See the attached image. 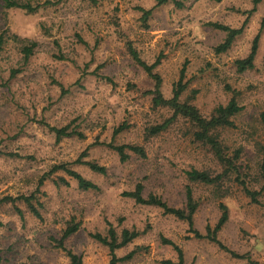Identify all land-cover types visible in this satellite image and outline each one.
Segmentation results:
<instances>
[{"label": "clouds", "instance_id": "9594fccd", "mask_svg": "<svg viewBox=\"0 0 264 264\" xmlns=\"http://www.w3.org/2000/svg\"><path fill=\"white\" fill-rule=\"evenodd\" d=\"M116 2L119 13L112 11L110 0L88 8L96 22L81 45L58 34L63 4L32 0L34 8L39 5L32 19L37 29L48 32L46 51H63V70L59 64L37 66L35 57L26 61V42L13 39L17 30L4 35L0 28L6 41L0 66L5 72L20 70V83H12L11 95L0 99V105H10L0 112V149L18 154L0 157V200L10 197L24 213L28 240L55 237L64 256L78 257L80 244L97 236L118 246L124 226L142 229L136 217L143 210L130 204L138 200L181 213L192 232L213 241L216 254L201 250L207 264L230 259L225 248L247 254L243 264H264V124L238 119L234 110L240 106L237 93L244 78L241 37L210 39L212 30L204 28L211 18L205 0H180L183 9L172 0L154 8L157 0H150L144 7L154 11L146 26L139 19L143 14L132 11L142 0ZM238 7L241 14L253 7V15L264 13V0ZM247 32L244 27L243 35ZM260 39L264 42V35ZM54 40H60V49ZM106 61L118 70L110 72ZM167 65L174 70L165 71ZM181 68H186L183 81ZM260 76L264 81V70ZM128 84L131 93L125 91ZM17 133L20 138L10 141ZM113 187L128 194L117 200L111 196ZM226 200L255 217L260 230L255 241L243 222L237 240L222 239L204 216L202 208L212 203L232 220V208H219ZM121 217L123 225L117 223ZM110 228L116 230L115 240ZM121 251L117 247L113 253L116 264H122Z\"/></svg>", "mask_w": 264, "mask_h": 264}, {"label": "rangeland", "instance_id": "374dc122", "mask_svg": "<svg viewBox=\"0 0 264 264\" xmlns=\"http://www.w3.org/2000/svg\"><path fill=\"white\" fill-rule=\"evenodd\" d=\"M6 1L7 0H0V28L5 29L4 35H7L8 32L15 28L17 32L13 34L14 40L17 42L24 41L26 42L25 44H30L31 42L37 43V48L32 56L35 57V60L33 61L34 64L37 66L59 64L61 70H63V61L65 60L63 51L59 54H48L46 51L48 36L47 29H44L43 27L37 29L36 22L32 19V17L38 12L39 5H37L38 10L35 13H29L20 8H7ZM15 1L22 4L30 3L32 5V0ZM56 2L57 4H63L65 6V11L63 12L61 19L58 21L60 24V29H58L59 36L69 44L76 41L81 45H86V37L91 35L90 24L96 22V20L92 18L91 13L88 12V8H100L102 0H96V3L89 0H56ZM110 2L115 4V7L112 8L114 13L121 12L120 3H117L116 0H110ZM247 2L248 0H205L206 10L211 12V18L208 20L204 28L212 30L210 39H213L216 42L222 40L225 33L217 31L209 26L210 23H220L231 28L239 29L248 19L246 26L248 28L247 35L244 36L242 34L239 36L241 37L239 51L244 59L250 54L253 41L261 31V25L264 19V13L253 15V13H256V10L255 12L250 13L254 7L245 14H241V8L238 6L246 4ZM145 3H150V0H142L141 3L135 4L132 11L143 14L141 9H145ZM156 5L157 2L155 6ZM150 9L153 8L145 10ZM124 12L125 15H127L126 9ZM106 14L107 13H105V15ZM143 16L144 15H141L139 19L143 21L146 26L147 21L145 22L143 20ZM262 35H264V28L261 32V36ZM4 42L6 43L5 40ZM156 42L158 43L159 41L157 40ZM52 43L57 49L61 48L60 40H54ZM96 44L99 45V40L96 41ZM4 48L5 44L0 50V53L4 51ZM263 57L264 42L260 39L259 49L255 59V68L244 73V78L241 82L242 92L237 93V96L239 97V105L243 107V110L237 114V118L240 119V117L243 116L251 123H256L258 125L262 124L261 116L264 114V81L261 80L260 76V71L264 70ZM106 63L108 64L110 72L118 70V66L114 62L106 61ZM174 68V65H167L165 71H173ZM182 69L183 68L180 70V75ZM19 75L20 70L17 68H10L5 72L4 67L0 66V81H3V83H0V99H4L5 96L11 95L10 86L12 83H20V80L18 79ZM5 76L7 79H5ZM52 83L55 84L56 82L53 80ZM21 86L23 87L24 85L21 84ZM125 91L131 93L132 85L128 84ZM115 99L119 100V97H116ZM9 106V102L6 101L3 105H0V112H3ZM20 135V133H17L16 135L9 137V140L15 141L20 138ZM17 156L18 154L0 149V157L14 159ZM89 174L93 175L92 173ZM93 179H96L99 182L102 178H97L93 175ZM125 192L126 191L123 188L116 189L113 187L111 190V196L119 200L124 197L123 193ZM176 198H180L179 191L176 193ZM130 204L133 209L138 205L134 200H131ZM222 204L227 208H232L234 215L233 219H228L227 223L220 230V237L222 239L226 238L229 242L237 240L239 236L238 226L243 222L246 223L251 230L253 241H255L256 236L260 234V230L256 226L255 217H247L243 215V210L240 208L238 202L226 200ZM221 205L219 206L220 209ZM139 206L142 208L143 214L137 216L136 220L137 222H143L142 229L137 230L136 224H132L131 226H124L120 231L121 236L123 230H130L131 227V231H137L140 234V236L132 243L121 248L122 251L120 258L128 256L131 252L135 251L133 258L122 262V264H163L162 262L165 260L178 262V251L174 246L165 244L163 242L164 239L173 242L183 251L185 264H198V261L199 264H207L206 258L200 259L202 249H207L213 254L217 253V245L208 239H198L195 234L190 232L189 224L186 221L180 220L173 215L165 214L164 210L159 207L146 205ZM16 208L15 205H12L11 208H5V205L0 207V250L3 258L1 264H66V261L70 259L68 256L62 255L58 250L57 243L54 242L55 237L45 239V237L41 235L35 237L34 242L27 239L25 235L27 232V221L20 217ZM202 212L204 216L213 221L214 225L218 224L222 216V212L212 203H208L206 207L202 208ZM124 220L125 218L121 217L118 219L117 223L123 225ZM204 231L205 229L202 226L201 232ZM178 232H183V237L177 239L176 234ZM129 245H132L131 250L125 251L124 249ZM79 247L81 249V254L79 256L82 257L84 264L111 263L109 248L99 243L94 238L87 243H81ZM224 252L228 254L230 259L222 257L220 264H243L245 259H238L225 250Z\"/></svg>", "mask_w": 264, "mask_h": 264}, {"label": "trees", "instance_id": "16d2710c", "mask_svg": "<svg viewBox=\"0 0 264 264\" xmlns=\"http://www.w3.org/2000/svg\"><path fill=\"white\" fill-rule=\"evenodd\" d=\"M89 1H92V2L96 3V0H89ZM172 2L179 9H182L184 7V4H182L180 2V0H172ZM168 3H169V0H157V5L154 8L160 7L162 5H166ZM252 3H253V5H257V4H259V0H252ZM6 7L9 8V9H11V8L24 9V10H26L29 13H35L38 10L37 7L34 8L30 3L22 4L20 2L15 1V0H7L6 1ZM154 8L153 9H150V10L141 9V11L143 12V15H144L143 16V20L145 22L148 20L149 16L154 11ZM255 10H256V8L254 7L253 10H251L250 13L255 12ZM247 22H248V19L245 21V23L243 24V26L241 28H239V29L231 28V27H229L227 25H223V24H220V23H210L209 26H211L214 29L219 30V31L227 34L228 37H229V39H232L233 37H239V36H241L243 34L242 33V30H243L244 27L247 26ZM263 28H264V19L262 21L261 31L259 32V34L255 37V39L253 41V45H252L250 54L240 64L241 71H243V73H245L247 71H250V70H253L255 68V59H256V56H257V53H258L260 37H261V32H262ZM4 44H5V42H4V36H0V50L3 48ZM221 47H223V45H221ZM36 48H37V43L36 42H31L30 44H25V46L22 48V51L24 53V56H25V60L26 61L30 57H32L34 55V52H35V49ZM159 62H160V57H158L157 60H156V63L157 64ZM263 64H264V57H263ZM185 69L186 68H183L182 71H181V75H180L181 81H183V77H184V74H185V71H186ZM234 110H235L236 114H239L243 110V107L242 106H239V107H236ZM261 120H262V124H264V114H262ZM188 192H189V195H190L191 189H189ZM127 194L128 193L125 192V193H123V196H126ZM134 201L138 205H146V206H149L148 204H146L144 202H141V201H138V200H134ZM8 203H12V205H15L14 201H12L10 197H4L2 200H0V207L3 206V205H6ZM28 207L31 208V205L29 204ZM159 208L163 209L165 214H167V215H173L176 218L185 221V218H184V216L181 213L169 212L164 207H159ZM221 209L225 210V212H226L227 207L224 204H222L221 205ZM16 211L20 215V217L22 219H24V213L19 208H16ZM32 211L34 212V209ZM228 219L229 218L227 217L226 214H222V216H221L218 224L216 225L218 227L219 232L222 229V228H219V226H222L223 227L227 223ZM188 224H189V227H190V232L193 233V234H195V236L198 239H203L200 236L199 233L192 232L190 223H188ZM109 234L112 236L113 240L116 239V231H115V229L110 228L109 229ZM208 234L210 235V231H209ZM139 236H140V234L137 231H130V230H127V229L126 230H123V232L121 233V237L123 238L122 239V243L120 245H118V246L117 245H114V244H108L105 239H102L99 236L95 237L94 239L97 240L99 243H101L104 246H107L109 248L110 254H111V263L110 264H116L117 257L115 255H113V253L116 250V248L119 247L121 249V248L126 247L128 244L132 243ZM208 240H210V239H208ZM54 242L57 243L56 242V239H55ZM163 242L165 244L174 246L175 249L178 251V255L179 256H178V262H174L172 260H165L162 263L163 264H185V259H184V253H183V251L178 246H176L173 242H171L169 240L164 239ZM57 247L58 248H62L63 245H58L57 244ZM224 250L226 252L230 253L235 258H238V259H246V256L247 255H239V254H236V253L229 252V250L227 248H225ZM134 255H135V251L131 252L128 256H125V257L119 258V259H120L121 262H124V261H127V260L133 258ZM68 257L70 259V263L71 264H84L83 259H82L81 256L74 257V256L71 255V253H69L68 254ZM2 261H3V258H2L1 250H0V264L2 263Z\"/></svg>", "mask_w": 264, "mask_h": 264}]
</instances>
